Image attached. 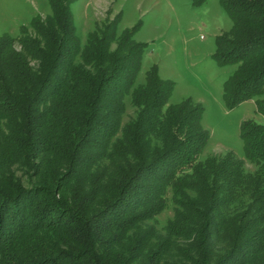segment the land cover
<instances>
[{"label":"trees","instance_id":"obj_1","mask_svg":"<svg viewBox=\"0 0 264 264\" xmlns=\"http://www.w3.org/2000/svg\"><path fill=\"white\" fill-rule=\"evenodd\" d=\"M49 1L0 36V264H264V124L242 125L253 169L199 158L202 105L168 104L155 67L136 85L145 43L118 39L116 18L82 48L71 0ZM221 1L234 26L219 54L238 64L225 98L264 115V0Z\"/></svg>","mask_w":264,"mask_h":264},{"label":"rangeland","instance_id":"obj_2","mask_svg":"<svg viewBox=\"0 0 264 264\" xmlns=\"http://www.w3.org/2000/svg\"><path fill=\"white\" fill-rule=\"evenodd\" d=\"M70 7L82 48L97 25L117 18L118 39L131 30L134 41L145 43L136 85L145 83L155 67L162 79L174 82L168 104L190 99L202 105V125L210 138L199 158L233 153L247 169L254 168L246 155L242 125L248 120L264 124V115L255 98L235 107L225 98L224 81L238 64L224 62L219 54L221 37L234 26L221 0H71ZM51 13L49 0H0V36L19 37L24 25L31 28L34 16ZM135 114L128 96L123 122ZM174 215L170 204L153 222L165 230Z\"/></svg>","mask_w":264,"mask_h":264}]
</instances>
